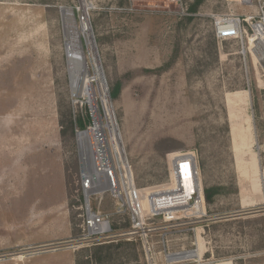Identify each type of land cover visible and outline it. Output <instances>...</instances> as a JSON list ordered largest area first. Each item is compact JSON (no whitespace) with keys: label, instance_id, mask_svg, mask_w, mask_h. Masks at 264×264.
Returning <instances> with one entry per match:
<instances>
[{"label":"rangeland","instance_id":"1","mask_svg":"<svg viewBox=\"0 0 264 264\" xmlns=\"http://www.w3.org/2000/svg\"><path fill=\"white\" fill-rule=\"evenodd\" d=\"M84 1L138 189L166 181V154L194 152L203 188H221L197 236L204 258L264 264V74L213 33L214 18L244 11L229 0H203L195 13V0L184 12L168 0ZM61 9L82 22L79 0H0V264H145L126 218L108 244L80 243L75 130L92 111L70 90ZM93 93L101 109L96 83ZM113 205L105 196L102 211ZM157 234V264L194 237Z\"/></svg>","mask_w":264,"mask_h":264},{"label":"built area","instance_id":"2","mask_svg":"<svg viewBox=\"0 0 264 264\" xmlns=\"http://www.w3.org/2000/svg\"><path fill=\"white\" fill-rule=\"evenodd\" d=\"M187 11V0H168ZM190 1V0H188ZM244 13L234 11L213 20L217 43L236 41L239 55L249 57L264 74V0H229ZM81 20H84L83 13ZM85 17L89 22L87 11ZM97 100V97H95ZM89 107L92 120L84 130H75L78 148V187L80 191L81 235L84 246L108 244L113 228L127 219L126 236H138L145 264H157L150 234L193 235L189 249L165 254L164 264H217L213 257L204 258L207 250L202 238V250L197 236H203L211 223L204 198V188L197 156L194 152L165 155L166 181L158 186L138 189L125 152L120 148L104 103ZM103 113V114H102ZM258 186L264 193V170L258 175ZM113 201V212L102 211L104 197ZM95 202V207L92 206ZM116 219V222H115ZM161 222L162 226H156ZM177 222V230L173 225ZM158 235V234H157Z\"/></svg>","mask_w":264,"mask_h":264},{"label":"bare ground","instance_id":"3","mask_svg":"<svg viewBox=\"0 0 264 264\" xmlns=\"http://www.w3.org/2000/svg\"><path fill=\"white\" fill-rule=\"evenodd\" d=\"M79 2L84 16V20L79 25L76 23L74 14L70 9L60 10L70 90L75 98H85L89 105L94 107L97 100L93 93V84L96 83L98 85L100 99L104 103L106 116L112 124L120 148L125 152L120 131H118L117 125L112 121L110 113L111 100L108 90L104 85L90 24L85 17V12L87 11L85 1L82 3L79 0ZM90 69L93 72L92 74ZM219 263L220 261L217 264Z\"/></svg>","mask_w":264,"mask_h":264},{"label":"trees","instance_id":"4","mask_svg":"<svg viewBox=\"0 0 264 264\" xmlns=\"http://www.w3.org/2000/svg\"><path fill=\"white\" fill-rule=\"evenodd\" d=\"M202 2L203 0H195L194 3L189 6V13H195L197 11V8L202 4ZM118 91H119V85H117L113 90V92L111 93V98L113 95H117ZM79 127L84 128L85 125L82 122H79ZM220 190H221L220 187H212V188L204 189V198L207 206L209 205V203H211L212 199L216 195L220 194Z\"/></svg>","mask_w":264,"mask_h":264},{"label":"flooded vegetation","instance_id":"5","mask_svg":"<svg viewBox=\"0 0 264 264\" xmlns=\"http://www.w3.org/2000/svg\"><path fill=\"white\" fill-rule=\"evenodd\" d=\"M92 246H94V247H98V246H95V245H92ZM87 247V246H86Z\"/></svg>","mask_w":264,"mask_h":264},{"label":"water","instance_id":"6","mask_svg":"<svg viewBox=\"0 0 264 264\" xmlns=\"http://www.w3.org/2000/svg\"><path fill=\"white\" fill-rule=\"evenodd\" d=\"M101 66V65H100Z\"/></svg>","mask_w":264,"mask_h":264}]
</instances>
